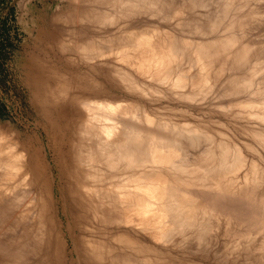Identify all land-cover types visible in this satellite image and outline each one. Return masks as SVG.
<instances>
[{"label":"bare ground","instance_id":"6f19581e","mask_svg":"<svg viewBox=\"0 0 264 264\" xmlns=\"http://www.w3.org/2000/svg\"><path fill=\"white\" fill-rule=\"evenodd\" d=\"M52 6L68 68L0 120V264H264V0Z\"/></svg>","mask_w":264,"mask_h":264},{"label":"rangeland","instance_id":"374dc122","mask_svg":"<svg viewBox=\"0 0 264 264\" xmlns=\"http://www.w3.org/2000/svg\"><path fill=\"white\" fill-rule=\"evenodd\" d=\"M21 1L0 0V120L17 121L23 118L25 127L36 116L29 107L30 96L26 86L30 70L39 66L49 70L51 67L52 69L61 67V70L65 71L68 67L56 65L59 59L52 46L41 42V37L38 38L32 31L33 15L37 17L41 14L42 21L54 8L49 5L56 4L58 0H23L29 8V13L25 17L27 24L21 20L23 13Z\"/></svg>","mask_w":264,"mask_h":264}]
</instances>
